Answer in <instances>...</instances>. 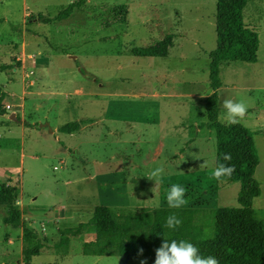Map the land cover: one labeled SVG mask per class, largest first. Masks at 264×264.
<instances>
[{"label":"rangeland","instance_id":"rangeland-1","mask_svg":"<svg viewBox=\"0 0 264 264\" xmlns=\"http://www.w3.org/2000/svg\"><path fill=\"white\" fill-rule=\"evenodd\" d=\"M7 1H12L10 4L14 7V11L9 12L10 17L21 24L29 19L31 24L28 33L23 36V39L29 40L25 44V47L28 45L27 56L34 57L36 52L40 53L37 63H34L38 73L30 67L29 59L26 61L21 57L20 61H11L8 56L13 58L20 52L17 48L22 43L24 28L16 24L13 28L0 29V87L19 101L10 106L11 111L17 112L19 117L7 116L6 127H0V176L4 170H9L13 175L0 178V190L5 184L17 188L16 205L22 212L23 223H30L52 245L63 235H69L70 250L81 252L83 242L92 241L96 236V228L89 224L95 203L109 207L126 230L139 232H149L152 225L148 222L166 221L169 215L177 216L182 222L214 221L220 207L239 206L241 183L220 184L211 176L217 166L216 134L215 148L209 140V145L199 144L201 149L208 150L204 158L197 160L199 170L194 171L188 160L177 157L168 160L170 173L162 175L157 184L147 177V173L158 168L150 156L152 146L144 143V139L148 138H144L148 124H161L162 130H165L166 126L176 123L180 127L193 129L194 133L198 123L203 126L209 124L204 100L211 95L209 52L217 47V0H87L80 9L63 20L53 18L77 0H26L30 9L23 21L18 19L22 18L19 10H22L20 7L25 5V1ZM34 10L51 18L50 25L44 26L45 23L39 21L43 25L32 26L37 22ZM243 12L246 24L260 34V62L249 65L231 61L230 65H226L222 71L226 89L222 94L230 89L231 83L242 85V81L245 85L244 95L262 100L264 97L260 89L264 81L253 77L246 80L239 72L250 71L251 75L264 72V0H249ZM170 33L175 35V47L170 49V58L137 57L133 54L134 48L150 46ZM30 40L40 42V48ZM42 61H45L43 67L48 68L45 72L39 68ZM38 75L48 79L45 86L51 92H54L52 87H57L59 81L64 85L55 96L58 108L55 113L60 123L68 121L65 106L76 97L74 90L77 84L86 85L88 104L98 107L93 132L102 134L99 143L84 144L80 148L81 157L87 156L90 160L80 162V158L73 157V149L65 154L49 128L39 129V123L45 117L38 115L39 107L35 100L39 96L31 93L41 92ZM167 78L169 85L166 86ZM55 80L57 83L52 84ZM185 83H191L190 87H185ZM198 88L200 90L193 92ZM185 91L192 92L189 94ZM4 95L0 101H11L6 98V93ZM68 95H71L70 101ZM195 96L200 98L195 100ZM239 98L246 100L245 96L235 97ZM24 103V107L20 105ZM246 104L256 103L249 101ZM72 113L78 115L76 111ZM33 120L35 124L31 123ZM159 130L158 126L156 132L152 130L150 138L159 135ZM111 131L118 132V135H112ZM203 131L205 134L206 130ZM167 135L169 139L171 135L168 130ZM62 139L68 141L67 138ZM159 140L165 143V136H159ZM257 140L260 159L264 163V136H258ZM172 142L168 140L170 147ZM118 149L123 151L114 159L110 155L105 157L107 152ZM128 150H136L143 158H128ZM63 154L65 158L60 160ZM191 161L196 163L194 159ZM57 165L61 166L57 177L62 178L63 188L68 186L67 182L79 178L78 172H86L82 177L87 181H75L78 183L76 186L83 188V198L79 201L82 209H78L75 218L64 217V214H72L64 207L67 191L54 192L53 203L49 207L45 200L56 181L54 171ZM260 167H264V164ZM71 169L76 173L74 175L72 171L69 176L67 173ZM92 170L103 172L104 176L89 175ZM262 176L264 169H260L256 176L259 183L264 181ZM108 181L116 183L118 190ZM100 183H104V191H108L101 192V198L97 195ZM173 184L187 189L185 198L188 202L180 209L170 208L167 204L166 195ZM254 208L257 217L264 220V193L255 199ZM41 210H45L43 218H50L54 213L58 217L63 214V218H50L46 223L55 230L49 239L42 228L44 219L39 221ZM8 215V208L0 207V264H23L20 260L23 228L22 225H7L4 219ZM126 220L129 224H125ZM211 230L197 226L166 228L170 233L191 234L213 232ZM64 259L67 258L60 257L58 260ZM243 264L261 263L244 261Z\"/></svg>","mask_w":264,"mask_h":264},{"label":"trees","instance_id":"trees-1","mask_svg":"<svg viewBox=\"0 0 264 264\" xmlns=\"http://www.w3.org/2000/svg\"><path fill=\"white\" fill-rule=\"evenodd\" d=\"M87 0H77L68 8L60 11L54 20L69 18ZM249 0H217V47L210 52V86L214 93L205 99L209 128L217 133V166H235L230 178L224 177L218 183L240 182L239 206L220 207L214 221L182 222L178 227L197 226L212 229L213 232L198 234L166 231L165 222H148L152 225L149 232L126 230L121 220L107 206L94 209L89 224L96 228L92 241H84L82 252L93 256H119L126 259L134 257H156L155 250L167 239L186 240L198 247L203 257L212 256L218 264H243L256 261L264 264V220L257 217L254 201L262 195V188L256 179L260 164L255 133L241 123L226 126L220 122V97L216 91L223 86L221 67L225 62L241 61L257 63L261 46L260 34L245 22L243 8ZM41 21L49 23L51 18L38 15ZM175 35L167 34L160 42L146 47H136L133 54L137 57L167 58L174 46ZM0 97L4 93L0 87ZM80 129V123L70 122L60 128L61 132L73 133ZM226 153L231 160H224ZM17 188L3 185L0 190V207L5 206L9 215L4 219L7 225H20L22 212L16 205ZM131 223V222H130ZM125 224H129L126 220ZM137 224H141L137 222ZM211 230V231H212ZM71 239L63 235L53 245L43 239L30 225H23V263L33 264L35 257L46 251L58 255L70 253ZM143 249L142 254L140 249Z\"/></svg>","mask_w":264,"mask_h":264},{"label":"crops","instance_id":"crops-1","mask_svg":"<svg viewBox=\"0 0 264 264\" xmlns=\"http://www.w3.org/2000/svg\"><path fill=\"white\" fill-rule=\"evenodd\" d=\"M14 1L21 2L23 0H14ZM24 1H25V5L23 7H20V8H22V10H19L20 8H18V10L20 11V14L22 15V18L18 19L19 21L26 20L25 17L28 15V11L30 9V7L26 4V0H24ZM10 3H12V1L0 0V29L6 28L8 26L13 28L16 26V24H21L18 21H16V19L9 16V12L14 11V7H11ZM34 11H36V10H34ZM39 14L40 13L37 11L34 13V15L37 17V22L35 21L32 24V26L40 27L41 25H43V24L39 23V21H41V19L38 16ZM245 20H246V18H245ZM21 25L24 28V30L22 33V43L17 48L18 50H20V52H17L13 56V58H11V56H8V57L11 61H14L15 59L17 61H20L21 57L25 58L26 61L29 59L31 62L30 67L33 70H35L36 73H38V71H37L38 68L34 66V63L35 62L37 63V61H38L37 59H38L40 53L36 52L33 55L34 57H30V55L27 56L26 51H27L28 45L25 47V44H28L29 40L23 39L24 34L28 33V27L31 25L29 23V19H27V23L24 21L23 24H21ZM49 25H50V23L44 24V26H49ZM36 36H38V35H36ZM38 37H40V36H38ZM158 40H159L158 42H160L162 40V38H160ZM30 42L31 43H33V42L37 43V45H38L37 48H40V45H41L40 42L38 43V41H32V40H30ZM158 42H156V43H158ZM156 43L150 44V46H152ZM174 47H175V43H174V46L172 48H174ZM213 50H211V51H213ZM210 52H209V55H210ZM206 54H207V52L205 53V55ZM170 57L171 56L169 55L168 58H170ZM149 58H151V57H149ZM154 58H157V57H154ZM159 58H161V57H159ZM258 58H259V60L257 63H254V64L246 63V64L258 65V63L260 62L259 53H258ZM210 61H211V58H210ZM44 65H45V61H42L40 63L39 68L45 72L46 70H48V68L43 67ZM226 65H230V62L223 63V65L221 67V75H222V71L225 69ZM251 68H253V67L251 66ZM15 71H16V69H15ZM246 72L250 76H248V75L245 76ZM66 73L68 74V72H66ZM239 73L242 76H244L243 78L246 80L253 77L254 79L258 78V79L264 81V72L260 73V74L254 73L252 75H251L250 71L249 72L248 71H241ZM57 77L60 78L59 75ZM37 79H38V84H39L38 87H41V92L36 94L34 91H31V93L39 96V98H37L35 100L36 103L38 102V107H39L38 108V115L45 117V120L43 122L39 123L40 124L39 129L45 130V129L49 128L51 130L53 136L58 140L59 143H61V146L65 150V154H69V153H66V151L71 152V150L73 149V151H75V152H73V154H75L73 157L74 158H80L79 159L80 162L83 161L84 159L90 160L89 157H87V156L81 157V155L79 154L80 148L84 144L88 145V144L96 143V142L99 143V141L101 139L100 136L102 134H95L93 132L92 127L94 126L95 123L97 124V120L95 118H96V113L98 111V107H96V104H91V105L88 104V101H87L88 100V98H87L88 91H87L86 85H83L81 83L77 84V87H75V90H74L76 97H74L72 102L66 104V106H65L66 107L65 108V114H66L65 118H67L68 121L66 123H60L58 120V116L55 113L56 110L58 109L56 106V101H55L56 97L55 96L64 87L62 81L58 82L57 87H55V88L52 87L54 89V92H51L48 90V87L45 86L49 82V81H47L48 79H46L45 77H42L40 75H38ZM56 83H57V80L52 81V84H56ZM241 84L242 85L231 83L229 86L230 89H227L225 91V93L222 94L223 89H226L225 83L223 82V86L216 90L219 94V97H220V108H221L220 119L226 115L227 110L223 106V101L225 99H230L233 101H241L242 100L241 98L235 99V97H241V96L244 97L245 96L246 97V100L244 101L245 103H247L249 101H255V103H256L255 105H247V112H246L245 118L241 122V124L250 128L255 133V141H256V145L258 147L257 149H259L257 138H258V136H264V128H263L264 127V99L254 100L250 96L244 95L243 90H245V85L243 84L242 81H241ZM167 85H169L168 84V78L166 80V86ZM184 85H185V87H190L191 83L190 84L185 83ZM1 89H2V91H4L6 93V95H7L6 98L8 97V99H11V101H13V102H11V101L8 102V101H5L6 99L3 102L0 101V127H6V125H7L6 121L8 120L7 116H9L11 118L14 115V113H16L15 116L19 117V114L15 111H11V107H10L11 105L14 106V104L16 102H19V101L15 100L14 98H11L9 93L4 89V87H1ZM197 90H200V88L193 90V92H195ZM209 90L211 91V95L215 92L212 87ZM260 90H261L263 97H264V86L261 87ZM185 92L191 94L192 91H185ZM249 92H252V91H249ZM68 96H69L68 100L70 101L71 95H68ZM199 98H200L199 96H195V100H197ZM42 99H44V100H42ZM204 104H205V100H204ZM20 105L24 107L26 105V103L20 104ZM30 105H32V104H30ZM189 105L193 108L192 104H189ZM204 108H206V105H204ZM4 109H6V111H4ZM73 111L78 112V115H74L72 113ZM9 113H10V115H7ZM36 121H38V119H36ZM70 122L80 123V129L76 132H73V133L61 132L60 128L63 125L70 123ZM189 122H190V120H188V123ZM31 123L35 124L36 122L33 120ZM23 125H25V124H23ZM157 126L160 128L159 135H156L151 139L150 134H151L152 130H154L156 132ZM195 128L196 129H194V130L196 132L194 133L193 129L192 130L188 129L185 126L180 127L176 123H171L169 126H166L165 130H162L161 124H159V125L148 124V130L144 134V138H147V137L148 138H147V140L144 139V143H148L149 145L152 146L151 151H150V156L152 157V161L157 163V167H163L164 168V172L162 175H168L170 173L169 168H168V160H171V159L177 158V157H181L182 159L188 160L189 163H191V166H192L191 169H194V171L199 170V166L197 165L198 164L197 160L200 158H204L208 153V150L201 149V146H199V144L209 145V141H211L214 143V148H215V134H216V140H217L216 130L209 128V124L206 126L205 125L203 126V125H200L199 123L195 126ZM167 130L170 131V135H171L169 139H168V135H167ZM203 130H206L205 134H203L204 133ZM209 133H210V135H209ZM111 134L114 136H117L118 132L111 131ZM56 135H58V136H56ZM162 135L165 136V143H163V141L159 140V136H160V138H162ZM208 135L211 137L209 138ZM62 138H67L68 141L67 142L63 141ZM168 140L173 141L171 147H170V144L168 143ZM160 145H161V147H160ZM121 151H123V150L118 149V150L112 151L111 153L107 152V155L105 157L110 155V158L114 159V157H116L118 155V153H120ZM55 152L60 153L62 151H55ZM127 154H128L127 157L132 158L133 160L136 159L137 157L143 158V155L140 153H137L136 150H128ZM62 156L59 157L60 160L62 158H65L64 154ZM259 157H260V155H259ZM193 159L196 161L195 164L191 161ZM263 164L264 163H263L262 159H260V164L257 168L255 176L258 177V171L260 169H264V167H260V165L262 166ZM72 165L73 164H71V166ZM59 169H61V166L57 165L55 167V171H54L56 181H55V183H53L51 189L49 190V195L45 198V200L47 201V204L49 207L53 203L52 194L54 192L55 193H63L64 191H67L66 204L64 207L68 211H71L73 215L72 214H66V215L64 214V217H69V218L71 217L72 218V216H73L75 218L78 215V209H82V206H80L79 201L83 198V188L80 187L79 185L76 186V184H78V183H76L75 181L79 180V181H81L80 183L87 181V180H85L86 178L82 177V175H86V172H85V170H81L80 172H78V174L80 175L79 178L77 180L74 179L73 182H67L68 186L66 188H63L62 178L57 177V175H58L57 171ZM72 171H73V174L75 175L76 170H72V169L68 170L67 174H69V176H70ZM102 173H97L96 171L92 170L89 172V175L97 174L98 176H104V174H102ZM99 174H101V175H99ZM3 175L4 176H10L11 175V177H13L12 172H10L9 170H4ZM3 175H1L0 178L3 177ZM143 175H145V174H143ZM147 175H148V173H147ZM76 176H77V174H76ZM262 178H263L262 180H264V176H262ZM8 179H10V178H8ZM108 183L111 184V186L113 188H116L118 190L116 183L111 182V181H108ZM100 184H101V187L97 191V195L99 196V198H101V192L106 190V189H104V183H100ZM6 185H10V184H6ZM261 185H262V190H263L262 195H263V193H264V181H262ZM143 186H145V185H143ZM21 189L24 192L23 184L21 185ZM104 192H108V191H104ZM98 205H99L98 203H95L93 206V209L98 207ZM44 211L45 210L40 211L39 221H42L44 219L42 222V228H43V231H45V234L48 235L46 238L49 239V236H51L55 230L52 227L47 226L46 223H48L50 221V218H53V220L58 219L59 217H62L63 214H59V217H58V215H55V213H54L53 216L50 218H43L42 215H43ZM156 221H158V220H156ZM24 224H30V223H23L21 220L20 225H22V228H23ZM48 243H50V242L48 241ZM22 252H23V235L21 238V253H20V260L23 263ZM10 257L12 259V256H10ZM60 257H65L67 259L66 260L64 259L63 261H59L58 259ZM145 258L147 260V264H155V258L156 257H142V258L134 257L131 259H126V258L119 257V256L85 255V254H83L82 251L81 252H74V251L70 250V253L67 255H58V254H54V253L51 254L50 251H46L43 254L35 257L33 260V264H52L54 262H60L63 264H91V262H95V264H140V261L142 259H145Z\"/></svg>","mask_w":264,"mask_h":264},{"label":"clouds","instance_id":"clouds-1","mask_svg":"<svg viewBox=\"0 0 264 264\" xmlns=\"http://www.w3.org/2000/svg\"><path fill=\"white\" fill-rule=\"evenodd\" d=\"M223 106L227 111L226 115L220 119L222 124L231 126L241 123L244 120L247 112V104L243 100L233 101L225 99L223 101ZM223 158L226 161H230L231 154L226 153ZM163 172L164 168L158 167L150 172L147 177L150 180H155L157 184L161 180ZM234 172L235 166L220 164L213 170L211 176L213 179L219 181L224 177L230 178ZM186 192L187 189L179 184L171 185L166 195L168 206L173 209L182 208L188 202L185 198ZM181 223L182 221L177 216L169 215L164 226L169 229H176ZM142 252L143 249L141 248L140 253L142 254ZM155 252V264H218V260L215 257H203L198 247L186 240H172L169 243V241L165 239ZM140 264H147L146 258L142 259Z\"/></svg>","mask_w":264,"mask_h":264},{"label":"water","instance_id":"water-1","mask_svg":"<svg viewBox=\"0 0 264 264\" xmlns=\"http://www.w3.org/2000/svg\"><path fill=\"white\" fill-rule=\"evenodd\" d=\"M13 116H15V114H14ZM13 116H12V117H13Z\"/></svg>","mask_w":264,"mask_h":264}]
</instances>
